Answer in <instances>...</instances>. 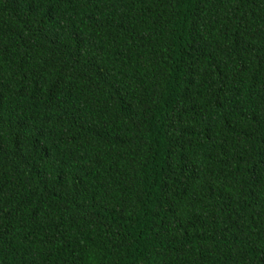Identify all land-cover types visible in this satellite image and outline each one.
I'll use <instances>...</instances> for the list:
<instances>
[{"label": "trees", "instance_id": "trees-1", "mask_svg": "<svg viewBox=\"0 0 264 264\" xmlns=\"http://www.w3.org/2000/svg\"><path fill=\"white\" fill-rule=\"evenodd\" d=\"M0 264H264V0H0Z\"/></svg>", "mask_w": 264, "mask_h": 264}]
</instances>
